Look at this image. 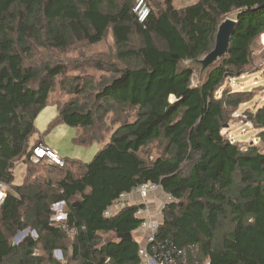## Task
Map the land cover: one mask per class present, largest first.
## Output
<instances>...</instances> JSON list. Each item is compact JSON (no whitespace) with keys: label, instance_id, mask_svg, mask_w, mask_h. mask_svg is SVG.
Instances as JSON below:
<instances>
[{"label":"trees","instance_id":"obj_1","mask_svg":"<svg viewBox=\"0 0 264 264\" xmlns=\"http://www.w3.org/2000/svg\"><path fill=\"white\" fill-rule=\"evenodd\" d=\"M149 1L142 27L134 0H0V179L8 189L0 207V264H60L51 256L55 250L64 264H139V243L117 238L140 227L137 206L112 218L103 214L147 182L172 199L147 246L150 254L184 249L185 260L174 264H264V153L252 144L243 150L221 134L228 110L248 99L221 87L250 65L252 43L264 32V0H196L181 9L172 0ZM224 18L236 21L228 53L201 73L193 63L213 49ZM109 30L118 64L96 61L93 68H106L111 77L98 86L88 81L93 89L85 90L76 76L69 93H88V100L55 103L52 124L75 128L77 145L100 143L99 151L87 164L65 158L68 169L52 165L61 175L55 181L26 177L13 184L15 162L28 165L41 145L30 143L34 120L67 71L36 65V53L98 44ZM136 33L142 44L134 49ZM108 115L112 130L104 137L96 129ZM246 115L264 144V102ZM153 142L162 150L144 157ZM73 167L81 170L77 178ZM60 202L70 237L49 222L51 206ZM26 229L37 239L12 245L10 238ZM102 234L115 239L101 242Z\"/></svg>","mask_w":264,"mask_h":264},{"label":"rangeland","instance_id":"obj_2","mask_svg":"<svg viewBox=\"0 0 264 264\" xmlns=\"http://www.w3.org/2000/svg\"><path fill=\"white\" fill-rule=\"evenodd\" d=\"M147 1L149 7H153L154 3H151L149 0ZM158 1L160 0H155V2ZM195 1L196 0H174L173 6L175 8L184 7ZM141 44V38L137 33L134 34L130 39V47L136 49L141 46ZM115 54L113 38L110 30L106 33L104 39L98 44L92 45L86 41H81L73 43L65 51L57 49L38 50L34 57V63L36 65H40L41 67L47 62L52 65L60 64L66 66L67 71L64 74V81L63 77L57 78L56 84L49 95L47 105L40 110L34 120L36 131L30 138V143L32 145H34V143L37 144L35 141H40L43 145H46L45 147L55 151L62 159L78 160L82 164H87L92 161L102 144L94 143L90 146L77 145L74 141L76 136L75 128L62 124L52 126L54 122L53 119L57 116L55 103L63 104L70 99L83 103L86 102V100H88V97H86L88 93L80 96L69 93V90L72 88L71 86L76 83L83 87L85 84V90H87L93 89V87H90L87 83L88 81L91 82V85L93 86L104 84L105 81L111 77V73L105 71L106 68L104 71H97L93 68V64L96 61H102L105 66H108L107 64L109 62L118 64L116 59H114ZM76 76L79 77V80L73 83V79ZM196 81L197 79L194 77L193 84H196ZM221 90L245 92L248 97L247 101L240 104L236 109L228 110L226 115L227 122L221 133L222 136L232 139V142L237 144L243 150H245L248 145L252 144L260 153H264V144L257 139L258 131L254 129L250 122V125H244L245 121H247L246 114L254 112L264 102V32L252 43L250 65L241 76L227 79L221 87ZM218 93L220 94L221 92ZM110 116L111 115H108L106 121L101 122L96 129L98 134H104V137H107L109 132H111L110 130H112V126L109 125ZM158 150H162V144L159 145L158 142H153L148 145L142 155L145 157L147 154L149 159H153L159 153ZM29 162L28 165H23L21 160L15 162L13 168L15 175L13 184L21 185L26 177L31 181L37 178L51 177L53 181H55L61 176L60 172H53V164L45 159L38 163ZM57 167L58 169H68L67 166L64 168H62L63 166ZM28 170H34L35 172L28 173ZM72 172L74 178L79 177L81 174V170H78L75 167L72 168ZM6 190H8L7 187ZM159 194H161V191L149 195L147 198V202H150L149 200H152L154 203L156 202L155 207L151 210L153 216H156L161 201H164L165 199L164 194L161 196L162 198H158L157 195ZM75 200L77 199H73V201ZM54 211L55 210H51V212ZM62 212L65 213V208ZM49 222L50 225H53L51 219H49ZM23 232H26V237L29 236L33 240L37 239V233L35 231L32 229H26L11 237L9 240L10 243L15 246L19 245V243H21L26 237L21 236L18 238L17 235ZM67 232V235L70 237V231L67 230ZM147 232L149 231H140L135 235L138 240L141 239L140 243L143 242ZM107 239H115V236L112 234H102L100 237L101 242ZM33 255L40 256L42 254L38 250H35ZM51 256L58 263L64 264L61 251L55 250Z\"/></svg>","mask_w":264,"mask_h":264},{"label":"built area","instance_id":"obj_3","mask_svg":"<svg viewBox=\"0 0 264 264\" xmlns=\"http://www.w3.org/2000/svg\"><path fill=\"white\" fill-rule=\"evenodd\" d=\"M132 13L137 23L144 27L150 14V10L146 0H134ZM244 125H250V123L248 121H245ZM228 140L232 142V139L229 138ZM44 159L55 166H63L62 159L57 155L55 151L45 147L42 144L34 147L32 149L30 161L33 163H38L39 161ZM158 191H160L159 186L154 183H140L129 193L120 195V197L110 207H108L103 214V216L106 218H112L128 206H137L136 211L134 212V217L139 218L142 221L138 230L149 231L147 232V234H145L146 236L143 242H139V248L137 252L140 259L139 264H174L176 258L185 260L186 250L184 249H172L171 251H167L166 253H159L158 255L155 251H153L152 254L147 251V246L153 240V234L157 230L159 224H161L162 222L163 209L169 201H172L171 197L164 194L165 199L164 201H161V205L157 210L156 216H153L151 211H149L147 198L149 195L155 194ZM133 196H136L137 199L133 200ZM5 197L6 186L0 179V207L3 204ZM51 210H55L54 212H52V215L50 217L53 223V225L51 226L67 232V228L65 226L67 215L66 213L62 212L64 211V202L53 204ZM188 249L192 253L196 251V247L194 246H191ZM106 262H108V259L106 260Z\"/></svg>","mask_w":264,"mask_h":264},{"label":"water","instance_id":"obj_4","mask_svg":"<svg viewBox=\"0 0 264 264\" xmlns=\"http://www.w3.org/2000/svg\"><path fill=\"white\" fill-rule=\"evenodd\" d=\"M261 7H264V3ZM235 24L236 21L230 18H225L221 21L217 28L213 49L207 55L193 63L197 65L201 73L208 70L211 66L216 64L225 55H227L229 49V40L235 30ZM25 234L26 232L19 233L17 237L19 238ZM117 238L131 241L132 235L130 233L119 234L117 235Z\"/></svg>","mask_w":264,"mask_h":264},{"label":"crops","instance_id":"obj_5","mask_svg":"<svg viewBox=\"0 0 264 264\" xmlns=\"http://www.w3.org/2000/svg\"><path fill=\"white\" fill-rule=\"evenodd\" d=\"M172 1H174V0H172ZM186 6H188V5H186ZM186 6H184V7H186ZM181 8H183V7H178V8H176V9H181ZM57 108V107H56ZM42 145H43V143H41ZM44 146H46V145H44ZM99 149H100V147H99ZM99 149H98V151H99ZM62 159V158H61ZM6 186V185H5ZM159 192V191H158ZM157 193V192H156ZM155 193V194H156ZM161 196H163V194H162V192H161V194H159V195H157V197L158 198H162ZM133 200H136L137 198H136V196H133V198H132ZM150 202H147V204H148V208H149V211H151L154 207H155V203L154 202H152V200H149ZM161 201V200H160ZM138 232H140L139 230H136L133 234H132V237L139 243L140 241H141V239L140 240H138L136 237H135V235L138 233ZM24 237H26V235H23Z\"/></svg>","mask_w":264,"mask_h":264}]
</instances>
